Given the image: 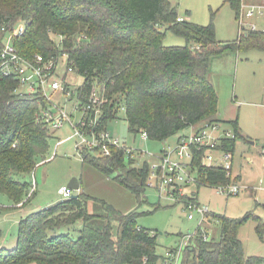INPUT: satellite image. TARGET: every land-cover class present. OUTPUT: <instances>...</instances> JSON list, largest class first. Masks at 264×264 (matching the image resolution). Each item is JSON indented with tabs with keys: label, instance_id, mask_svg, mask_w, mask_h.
Here are the masks:
<instances>
[{
	"label": "trees",
	"instance_id": "obj_1",
	"mask_svg": "<svg viewBox=\"0 0 264 264\" xmlns=\"http://www.w3.org/2000/svg\"><path fill=\"white\" fill-rule=\"evenodd\" d=\"M226 3L239 18L242 0ZM178 18L169 0H0V25L9 30L19 21L25 25L24 35L14 38L22 56L32 61L36 55L50 58L68 53L75 72L84 79L77 97L86 103L93 89L100 90L108 102L102 108L97 133L107 130L108 123L123 111L131 133L146 132L148 140L160 142L200 124L220 122L219 97L210 80L213 57L264 53L261 30H248L234 41L220 42L212 22L202 26ZM168 32L184 38L186 45L165 46ZM18 87L14 77L0 75V194L16 206L31 191V185L20 178L47 159L53 138L38 121L48 105L45 97L20 96ZM232 123L236 138L222 147L233 153L238 120ZM81 156L85 164L131 192L137 207L122 213L86 194L81 185L75 197L21 219L16 246L0 249V264H159L165 259L157 251L158 235L138 224L144 214L139 208L147 203L150 163L136 166L137 152L128 154L117 147H111L110 156L86 148L81 149ZM202 157V151L195 152L192 162L199 186L233 183L224 169L203 165ZM92 205L103 211L91 210ZM211 216L220 222V240L206 241L198 229L197 245L184 251L182 264L264 262L246 256L239 237L241 226L253 218L256 233L264 239V219L252 212L241 218ZM78 225L75 237L72 232Z\"/></svg>",
	"mask_w": 264,
	"mask_h": 264
},
{
	"label": "rangeland",
	"instance_id": "obj_2",
	"mask_svg": "<svg viewBox=\"0 0 264 264\" xmlns=\"http://www.w3.org/2000/svg\"><path fill=\"white\" fill-rule=\"evenodd\" d=\"M169 1L177 9L180 18L188 19L190 22L202 26H207L212 22L216 29V38L220 42L234 41L239 37L240 16L243 14L246 28H249L251 24L264 28V16L258 18L256 14L252 18L245 17L248 5L259 2V0H242L243 6L239 18L230 4L226 3L227 0ZM262 4L264 6V3ZM164 45L168 47L185 46L186 41L184 38L168 32L164 39ZM64 70L62 68L61 73ZM210 80L219 97L217 117L226 121V123H222V128L235 132L234 127L227 122L236 118L240 121L245 139L238 138L236 142L234 171H241L250 187L256 189V193L254 191L250 194L249 190L243 188L238 196L227 197L218 194L213 187L204 186L199 191V202L207 206L209 210L220 215L225 214L230 218H241L251 212L257 217L264 218V155H262L261 147L264 145V112L247 111L251 103L257 102L258 91L261 90L259 85L264 82V53L258 51L232 52L213 57L210 65ZM83 82L84 79L78 74H69L68 76V83L74 89L80 87ZM69 106L66 109L68 113L73 111V105L69 104ZM77 117L78 115H75L76 119ZM125 118V112H120L118 117L108 123L107 131L113 138L119 139L122 144L137 152L136 166H142L145 161L150 164L159 163L163 152L175 147L180 135L188 136L194 132V129L190 128L164 142L144 140L141 134L129 131ZM71 132L68 127L58 131L50 140L51 148L47 161L39 163L34 173L20 178L23 183L30 185H36L33 183L34 179L38 183L37 192L27 205L26 212L17 209L15 202L10 197L0 194V228L2 230L0 245L4 249L10 250L15 247L18 221L22 216L25 217L26 213L31 214L39 208L42 210L65 200L59 191L64 186L68 187V183L71 181L70 177L76 178L83 175L85 178L87 177L85 173L87 165H84L80 160V150L77 151L74 142H67L60 147L57 145L59 139H65ZM260 181L263 182L262 186L259 185ZM90 182L94 184L91 178ZM196 186L195 182L190 184L186 192L187 196H191L192 192L197 191ZM94 190L97 194L99 191L107 192L105 186L104 188L96 186ZM129 194L137 204L136 197L131 192ZM146 199L147 203L139 208L140 212L144 214L139 218L138 224L158 235L159 247L157 251L159 255L165 256L167 251L182 243L183 237L196 232L199 226L198 216L195 214V219L189 220L190 212L185 209L183 202L167 198L166 195L160 194L157 188L150 185L146 192ZM187 199L184 197L182 201ZM26 200L28 197L24 199V201ZM90 209L95 212L103 211L97 205H92ZM204 225L206 227L207 222H204ZM256 227V220L250 218L241 226L239 237L246 256H257L264 259V239L256 233ZM79 229L80 226H76L72 232L73 236L78 235ZM117 230L116 225L114 233ZM209 233L210 240H218L220 227L216 226L215 230L212 228ZM192 245H197L195 238L192 240ZM259 264H264V262Z\"/></svg>",
	"mask_w": 264,
	"mask_h": 264
},
{
	"label": "built area",
	"instance_id": "obj_3",
	"mask_svg": "<svg viewBox=\"0 0 264 264\" xmlns=\"http://www.w3.org/2000/svg\"><path fill=\"white\" fill-rule=\"evenodd\" d=\"M263 10L262 4L251 5L248 7L245 17L252 18L256 14L262 15L264 14ZM243 17L244 14L240 16L241 32L259 31L255 24L246 28ZM184 20V18H178L180 22ZM262 31L264 32V29ZM24 33L25 25L22 21H19L11 30L7 29L5 25H0V75L14 77L19 82L16 93L20 96L42 95L45 97L48 105L42 110L38 121L50 131L69 126L72 129L69 140L75 139L78 149L93 150L103 157L111 155V147L125 149L128 154L133 153V149L122 144L119 139L111 137L107 130L101 133L96 132L102 108L108 101L100 95V90L97 88L92 90L86 103L77 97V90L80 87L74 89L68 83L69 74H77L70 63L69 54L61 52L50 58L36 55L34 60L30 61L19 53L14 44V38L21 37ZM62 68L65 69L63 73H61ZM57 95H60V99ZM67 103H73L74 114L80 115L77 120L74 115L67 112L64 105ZM141 135L144 140L148 139L146 132ZM235 138L236 134L228 129H223L222 124L206 123L197 132L181 136L176 147L164 151L162 157L159 158L160 162L153 164L150 168L148 184L157 188L160 194L166 195L167 198L183 202L185 209L190 212L189 220H194L197 215L199 226L196 231L203 232L202 223L210 210L193 199L188 198L182 201L184 198L183 187L194 182L199 184V179L191 174L190 166L184 160L191 162L195 152L202 151L204 164L208 166L220 165L227 173V177L232 179L234 155L231 151L224 149L222 145ZM211 152L220 154V162L213 160ZM174 155L178 159H175ZM34 189L35 186L32 191ZM214 189L218 194L227 197L238 196L241 192V187L234 182L218 185ZM59 193L64 199H71L75 195V190L64 186ZM202 234L203 239L207 241V234ZM189 239V236L183 237L180 245L167 251L161 264H181L183 252L189 247Z\"/></svg>",
	"mask_w": 264,
	"mask_h": 264
},
{
	"label": "crops",
	"instance_id": "obj_4",
	"mask_svg": "<svg viewBox=\"0 0 264 264\" xmlns=\"http://www.w3.org/2000/svg\"><path fill=\"white\" fill-rule=\"evenodd\" d=\"M262 3H264V0H259V2H255L254 4H262ZM254 4H252V5H254ZM263 5V4H262ZM251 6V5H250ZM248 7H249V5H248ZM261 16H264V14H262V15H258L257 14V16L256 17H261ZM186 20H188V19H186ZM189 21V20H188ZM252 25V24H251ZM256 25V24H255ZM258 27V26H257ZM258 29L259 30H261L262 31V29H264V28H259L258 27ZM244 32H246V31H244ZM244 32H241V29H240V33L238 34V36L241 34V33H244ZM259 87L261 88V90H259L258 91V95H257V102L256 103H251V106H249L248 108H247V111H258V112H264V82L262 83V85H259ZM57 97L60 99V95H57ZM69 104H71V106L73 105V103H67V104H64L65 105V108L67 109L68 107H70L69 106ZM219 109V108H218ZM70 114H72V115H74V117H75V115H78V114H74V112L72 111V112H70ZM217 116H218V113H217ZM80 117V115H78V117H77V119ZM76 119V120H77ZM217 119L220 121V122H218L219 124H222V123H226V121H223V120H221V119H219L218 117H217ZM236 120H238V124H237V128H238V133H239V136H238V138H241V139H245V137H244V135L242 134V127H241V124H240V121H239V119L238 118H236L235 120H230V121H228L227 123H229V124H231L233 127H234V125H233V123L232 122H234V121H236ZM203 126V124H200V125H198V126H196V127H192L191 129H194V132L193 133H195V132H197L201 127ZM66 127H68L69 128V130L70 131H72V129L69 127V126H65L64 128H62V129H60V130H55V131H51L52 133H53V138H54V136H55V134L58 132V131H61V130H63V129H65ZM235 131V130H234ZM109 133V132H108ZM193 133H191V134H193ZM235 133V132H234ZM71 134H72V132L70 133V134H68V136L65 138V139H59L58 140V142H57V145H58V147H60V146H62V145H64V144H66L67 142H70V141H73L74 142V147L77 149V151L78 150H80V153H79V155H80V160L82 161V163L84 164V165H87V164H85L84 162H83V158H82V156H81V149H78V147H77V141L75 140V139H70L69 140V137L71 136ZM110 134V133H109ZM236 134V133H235ZM110 136L112 137V135L110 134ZM181 136H185V135H180L179 137H178V140H177V143H176V145L178 144V141H179V139H180V137ZM248 137V136H247ZM249 138V137H248ZM252 140V139H251ZM237 142V141H236ZM236 142H235V148H234V151H233V155H234V158H233V170H232V176H233V182L235 183V184H237V185H239L240 187H241V189H247V190H249V193L250 194H252V193H254V191H255V193H256V189L255 188H252V187H250V185L247 183V181H246V179L244 178V176L242 175V172L241 171H234V166H235V150H236ZM253 144H255V142H253ZM176 145H175V147H176ZM256 145V144H255ZM262 147V149H263V152H262V155H264V145H262L261 146ZM174 148V147H173ZM79 152V151H78ZM204 154V153H203ZM140 155V154H139ZM211 156H212V158H213V160L215 161H217V162H220V159H221V157H220V154L219 153H217V152H211ZM175 159H178L175 155L173 156ZM47 161V159L46 160H44V161H42V162H40V163H44V162H46ZM184 162H187V164L190 166V172H191V174L194 176V177H196V178H198V172H197V169H196V167H193L192 166V162H193V160L191 161V162H189V161H186V160H184ZM153 164H156V163H153ZM153 164H150V168H151V166L153 165ZM202 164L203 165H206V164H204L203 163V157H202ZM39 165V164H38ZM206 166H208V165H206ZM208 167H216V168H222L220 165H213V166H208ZM223 169V168H222ZM36 170V169H35ZM85 173L87 174V177L85 178L84 177V175L82 176V177H76L78 180H79V185H80V187H81V185H82V189L84 190V192L86 193V194H88L89 196H94V198H97V199H99V200H103V201H105L106 203H108V204H110L111 206H113L116 210H119V211H121L122 213H128V212H130V211H132L133 209H135L136 207H137V204H135L134 203V200L131 198V196H130V192L127 190V189H125L124 187H122L121 185H119V184H117L112 178H108V177H106L105 175H103L101 172H99L98 170H96L95 168H93V167H91V166H89V165H87V167H85ZM34 173V172H33ZM72 177H70L69 179L70 180H72L71 179ZM90 178L93 180V182H94V184H91V182H90ZM68 179V180H69ZM33 183H36V185L35 184H32L31 185V191H30V194L28 195V199H29V197H31L32 195H33V193L34 194H36V192H37V186H38V183H37V181H36V179H34V182ZM70 183V182H69ZM69 183H68V185H69ZM262 184H263V182L262 181H260V183H259V185L260 186H262ZM35 186V189H34V191H32L33 190V187ZM101 187V188H104V186L106 187V193L105 192H102V191H99L98 192V194L97 193H95L96 191L94 190L95 189V187ZM190 187V185H187V186H184L183 187V192H184V197H190L191 199H194V200H196L198 203H200L199 202V191H200V188L201 187H204V186H199V184H197V191L196 192H192V195L191 196H187V194H186V192L188 191V188ZM207 187V186H206ZM246 187V188H245ZM210 188V187H209ZM248 192V191H247ZM77 193H79V190L77 191ZM60 194V193H59ZM76 195V194H75ZM190 195V194H189ZM27 201V200H26ZM26 201H23V203H21V204H18L16 207H17V209H20L21 210V212H26V207H27V205L29 204V202L28 203H26V205H24V203L26 202ZM96 206V205H95ZM41 209L39 208V209H37V211H40ZM37 211H35V212H37ZM35 212H32V213H35ZM31 213V214H32ZM212 214H215V215H220V214H217V213H215V212H213V211H211L210 210V212H209V214H208V216H207V218L205 219V221L204 222H207V226L205 227V225H204V223H202V227H203V232H201V233H205V234H207V236H208V240H210V233H209V231L213 228V230H215V228H216V226L217 227H220V237H221V226H220V222L218 221V220H216L213 216H211ZM28 215H30V213H26L25 214V217L26 216H28ZM225 215V214H224ZM225 216H227V215H225ZM25 217H21V219H23V218H25ZM229 217V216H228ZM261 218V217H260ZM21 219L18 221V226H19V223H20V221H21ZM262 219H264V218H262ZM208 222H211V224H208ZM211 225V226H210ZM140 226V225H139ZM141 227V226H140ZM215 227V228H214ZM141 228H143V227H141ZM145 229V228H144ZM189 237H190V239H189V247L191 248V250L193 249V245H192V240L195 238V240L197 239V237H198V231H196V234L194 233L193 235L192 234H189L188 235ZM220 237H219V239L218 240H220ZM212 240V239H211ZM215 240V239H214ZM217 240V241H218ZM16 243H17V239H16ZM16 243H15V245L14 246H16ZM188 247V248H189ZM4 249V247H2L1 245H0V249ZM186 250V249H185ZM184 250V251H185ZM183 255H184V252H183ZM183 255H182V258H181V264H182V260H183ZM248 257H249V255H248ZM159 264H161V262H159Z\"/></svg>",
	"mask_w": 264,
	"mask_h": 264
},
{
	"label": "water",
	"instance_id": "obj_5",
	"mask_svg": "<svg viewBox=\"0 0 264 264\" xmlns=\"http://www.w3.org/2000/svg\"><path fill=\"white\" fill-rule=\"evenodd\" d=\"M68 187L71 188V189H73V190H75V191H78L80 189L79 180L77 178H73L70 181ZM73 197H75V195Z\"/></svg>",
	"mask_w": 264,
	"mask_h": 264
}]
</instances>
